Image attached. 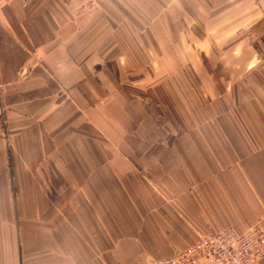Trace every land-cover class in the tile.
<instances>
[{"label": "crops", "instance_id": "obj_1", "mask_svg": "<svg viewBox=\"0 0 264 264\" xmlns=\"http://www.w3.org/2000/svg\"><path fill=\"white\" fill-rule=\"evenodd\" d=\"M76 1L0 0L40 38L24 86L0 79V264H160L264 228V0ZM158 54L172 133L123 63Z\"/></svg>", "mask_w": 264, "mask_h": 264}, {"label": "rangeland", "instance_id": "obj_2", "mask_svg": "<svg viewBox=\"0 0 264 264\" xmlns=\"http://www.w3.org/2000/svg\"><path fill=\"white\" fill-rule=\"evenodd\" d=\"M32 1L34 4L35 0ZM81 2L84 3L83 0H78L74 5L81 7ZM79 7H77V12L81 13L83 10V12H86L89 6L87 4L81 8ZM1 15H4V19ZM0 17L2 26L6 25L7 27L4 30L0 29L1 82L6 84L8 81H17L20 84L19 86H24V83L30 78H27L26 69H23V67H30V62H32L29 60L28 56L30 55V49L39 43L40 38L36 34L35 29L30 27L27 21L18 22L14 18V14H11L10 12L6 14L3 11V13L0 14ZM262 22L263 24L261 27L256 30L259 31L258 33H264V17ZM256 31L251 30L250 32L252 35H255L254 33H256ZM149 51L153 52L157 51V49L152 46ZM158 55L157 59L152 58L156 57V55L149 56L147 60H132L123 63L127 64L129 62L133 70H135L134 73H136L137 76L131 78V81H133L131 85L134 83L135 86L139 85L138 87H135L137 89L135 92L136 98L141 99L142 102L148 104L149 115L154 121L156 128L159 129L162 134L168 132L172 133V84H174L173 80L175 79L172 77V68H174V62L170 59L163 60V54ZM176 79V81L181 80L183 84L186 82L184 77H177ZM224 85L225 84L222 83V88L218 87L219 90L221 91L224 90V88H229V92L225 93L229 94L231 85L229 84L227 87H224ZM19 86L14 88L12 93L9 92V90L4 92L2 88V120L3 117L7 116L6 108L10 103L13 101L21 103L34 95V93L30 91H23V87ZM228 97H230V94ZM228 97L226 96L225 99L228 100ZM6 144H8V142H6Z\"/></svg>", "mask_w": 264, "mask_h": 264}, {"label": "built area", "instance_id": "obj_3", "mask_svg": "<svg viewBox=\"0 0 264 264\" xmlns=\"http://www.w3.org/2000/svg\"><path fill=\"white\" fill-rule=\"evenodd\" d=\"M160 264H264V228L257 224L244 232L220 229Z\"/></svg>", "mask_w": 264, "mask_h": 264}]
</instances>
